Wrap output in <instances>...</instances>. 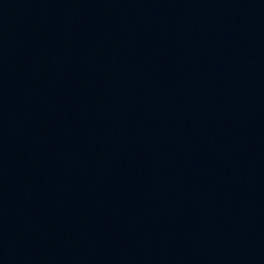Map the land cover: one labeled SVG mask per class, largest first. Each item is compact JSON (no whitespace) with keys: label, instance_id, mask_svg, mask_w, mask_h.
<instances>
[{"label":"water","instance_id":"1","mask_svg":"<svg viewBox=\"0 0 264 264\" xmlns=\"http://www.w3.org/2000/svg\"><path fill=\"white\" fill-rule=\"evenodd\" d=\"M0 264H264V0H0Z\"/></svg>","mask_w":264,"mask_h":264}]
</instances>
